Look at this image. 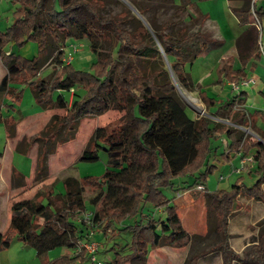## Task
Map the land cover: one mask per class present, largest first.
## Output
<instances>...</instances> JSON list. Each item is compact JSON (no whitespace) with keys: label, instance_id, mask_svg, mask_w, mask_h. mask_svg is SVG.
Here are the masks:
<instances>
[{"label":"trees","instance_id":"1","mask_svg":"<svg viewBox=\"0 0 264 264\" xmlns=\"http://www.w3.org/2000/svg\"><path fill=\"white\" fill-rule=\"evenodd\" d=\"M8 1L14 5L12 22L0 31V60L6 69L0 80V121L4 124L5 135L11 137L14 134L17 121L13 115L1 113L2 108L14 109L21 99L22 89L15 84L28 86L34 102L40 107L64 110L62 115L53 114L33 137L38 142L35 178L46 173V155L51 152L47 142L54 141L61 129L64 130L63 138L70 139L80 117L105 113L109 101L124 114L96 127L80 154L79 161L94 163L103 151L107 158L103 173L82 176L78 184L66 186L63 193L49 187L33 198L13 201L7 227L0 233V245L7 246L10 235L16 234L35 248L42 264H75L88 259L85 251L50 260L45 258L50 249L58 246L74 248L76 241L85 236L84 223L79 220L76 224L75 220L86 210L82 192L87 187L95 193L89 202L93 206L92 221L99 231L102 234L109 231L110 239L126 233L120 238L121 247L113 243V255L106 264H125L137 250L141 251L134 257L142 263L150 248L163 244L185 246L191 235L184 229L176 205L171 201L174 195L167 197L163 188L174 191L182 188L180 183H186L185 180L178 184L173 180L186 176H192L188 182L190 186L204 188L207 175L215 166L209 161L216 148L213 141L222 136L227 142V151L221 153L226 162L235 153L253 150L256 178L246 186L240 175L226 188L209 193L215 207V229L222 236L212 249L221 251L222 264H231L233 259L246 264H264V231L242 257L229 247L226 232L227 217L241 190L248 198L264 201V191L260 188L264 183V131L256 124L257 120L264 123V111L254 109L249 112L246 109L244 90L222 101L210 97L199 87L197 95L205 110L213 109L212 114L218 117L226 112L231 123L206 116L190 118L175 93L162 58L163 55L169 60L178 83L192 91L195 85L185 65L218 46V41L200 29L185 32L182 28L170 40L165 32L173 26L170 21L161 23L153 32L139 22L131 30L118 27L112 19L103 22L96 19L98 25L93 21L81 23L83 12L90 15V20L97 18V10L104 0H51L48 6L46 0ZM179 1L175 15L191 5L190 0ZM242 1L241 7L231 8L239 25L246 26L235 42L241 67L234 68L233 57H227L216 68L217 83L223 79L238 82L245 77L244 66L251 58L257 60L260 56L255 20H260L261 13L254 3L251 6V0ZM139 11L143 12L140 8ZM99 27L110 30L118 53L120 50L128 52L133 59L130 63L118 66V56L97 53L96 42L103 37V29ZM78 38H85L96 53L88 70L75 69L71 63L61 62L63 47ZM50 39L59 49L55 59L59 72L50 79L39 78L40 67L50 56ZM26 40L37 43L36 54L31 58L5 50L10 42L22 44ZM248 68L253 70L254 64L249 63ZM71 88L73 93L67 108L69 97L65 94H69ZM259 93L264 98V91ZM241 126H251L262 139L245 134ZM25 140L23 138L22 142ZM29 146L27 143V148ZM12 176L20 178L22 174L13 170ZM196 257L191 256L187 264H194Z\"/></svg>","mask_w":264,"mask_h":264},{"label":"rangeland","instance_id":"2","mask_svg":"<svg viewBox=\"0 0 264 264\" xmlns=\"http://www.w3.org/2000/svg\"><path fill=\"white\" fill-rule=\"evenodd\" d=\"M190 2L191 5L186 11L175 15L174 11L176 5L180 4L179 0H135V2L132 0H104L103 6L97 10V18L90 20V15L83 12L80 21L81 23L93 21L95 25H98L99 22H97L96 19L101 22L112 19L116 22L118 27L127 30H131L139 22L145 24L150 32L158 29L161 23L170 21L173 22V26L165 31L169 34L170 40L175 38L179 28H182L185 32L200 29L208 34H212L214 40H217L218 36L221 37L222 34L226 39H230V35L234 31V25L233 22L229 20H227V22L225 20L221 0H217V2L216 0H190ZM45 3L48 6L51 4V0H46ZM195 7H197L204 15L209 14L208 20L202 14H199ZM139 8L143 10L142 13L139 11ZM13 10L14 5L10 1L0 0V31L5 30V28L11 24ZM209 20H214L216 22L209 23ZM99 28L103 29V37H100L98 42H96L97 53H110L115 58L118 56V66H121L122 63H130L133 59L128 52L120 50L118 53V45L116 44L114 36L110 30L107 27ZM75 41L79 45V48L73 55L74 58L71 61V65L75 69L88 70L90 69L91 63L95 60L96 53L91 50L90 44L85 38H78ZM214 49L218 51V54H221L222 47H216L210 50ZM5 50L8 53L31 58L36 54L37 43L33 40H26L22 44L10 42L6 45ZM234 50L235 51L231 52L236 54L237 57L236 47ZM58 51L59 49L56 47L52 39H50V56L41 65L37 75L39 78L50 79L59 72V67L57 63H55ZM224 51H226V48ZM207 53L205 52L206 55L197 57L191 64L185 65V69L190 74L192 82L195 85V88L192 91L183 88L178 83L169 65V60L163 55L162 58L164 66L175 87V93L182 101L184 110L190 118L196 119L200 116H206L212 120L230 124L231 122L227 119L226 112H223L222 116L218 117L212 114L213 109L206 111L203 103L197 95L199 85L196 83L200 82L204 85L210 82L213 77L215 78L214 70L222 60V58L218 56L215 61H213L215 56L214 53L209 54V56H207ZM259 61L261 64H264V56H262ZM5 72L6 69L0 60V80ZM213 81H211L209 83L211 85L206 88V92L210 97L225 101L239 92L234 91L231 86H226L225 83L223 84V88L215 86L216 88L214 89L212 88ZM15 86L22 89V95L20 101L16 103L15 108L10 110V113H13V116L17 120L14 126V138L12 137L5 140L4 124L0 122V161L3 162L4 160V163H6V167L0 171V233L6 227L7 212L9 206L14 200L33 198L39 191L49 187H52L55 192H63L66 186L78 184L79 179L82 176H100L107 166L105 153L100 151L99 160L94 163L79 161L80 154L96 127H99L106 122H110L124 114L123 110L116 108L113 101H109V108L105 113L99 116L80 117L77 120L76 128L70 139L63 138L64 130L61 129L59 135L54 141L47 142V148L51 149V152L46 155L45 174L40 175L38 178H35L34 174L31 178L24 174L20 178H14L12 173H8L10 172L9 169L11 164H13L20 172L25 173L31 166L30 161L32 156L33 158L35 156L33 168V171H35L38 142L34 141L33 137L46 125L53 114L62 115L64 113V110L61 108H44L45 117L41 114L33 117L34 113L40 106L34 104L30 88L21 84H15ZM78 92L81 93L80 91ZM69 94H65V96L69 97ZM4 101L8 100L4 99ZM6 113V109L2 110V115H5ZM26 115L32 116L25 117ZM257 125L262 131H264V123L259 121L257 122ZM241 130L247 135L262 139L251 126H241ZM65 133H67V131H65ZM21 136L26 140L20 142L19 137ZM60 138H63V140L60 141ZM27 143L30 144L28 155L21 152H15L12 156L6 155L9 153L10 147L18 150L20 147H26ZM213 145L216 148L209 156V161L215 166L212 172L207 175L205 181L208 190H215L218 184L229 186L234 179L240 175L243 177L244 184L246 186L250 185L254 180V176H256V167L254 166L255 163L252 157L253 150L243 153L226 162L221 155V153L227 151V142L225 138L222 136L218 137V139L213 141ZM229 155L232 154L230 153ZM241 163L243 166V169L239 172L241 174L231 175V168L239 167ZM220 176H223V178L219 179ZM181 180H185L186 183H180ZM191 180L192 176L175 178L173 181L177 184L180 183L183 187L176 189L180 193L179 197L171 199L176 205L180 218L186 220L184 226L191 235V240L188 242L190 251L184 252L186 253L184 259L182 258V252L177 251L178 253L175 254L174 252L171 257L169 255L163 256L164 261L167 264H187L188 259L191 256L196 255L197 257L194 264H199V262L200 264H222L221 251H213L219 249H212L221 241L222 236L221 233L215 229V207L210 202V192L204 191L203 189H197L195 187L197 185L190 186L188 182ZM260 188L264 191V183L260 185ZM163 192L170 198L175 195L176 191L166 187L163 188ZM94 195L95 193L87 187L83 190L82 198L86 211H92L93 206L89 201ZM235 201L236 205L232 208L230 215L227 217V242L229 237L232 242L236 241V246L240 245L242 241L244 244L241 249L236 248L234 243L232 248L228 243L233 252L239 257H242L244 251L248 250L254 240L257 239L258 235L264 231V201L248 198L243 190L238 194ZM158 209H160V207H158L157 210ZM80 217L75 220L76 224L81 220ZM189 220H191V222ZM94 224L95 223H93L91 227L93 233L90 240L97 244L94 253L95 260H90L89 256L88 259L75 264H106L112 258L114 249L112 250L111 247L113 246V243H115L117 247H121L122 245L120 238H124L126 233L117 236L116 239H110L109 231L102 234L101 231H99V228ZM229 231L231 234H229ZM195 232L199 234H194ZM202 242H204V245H202ZM74 252L75 250L72 247L58 246L50 249L45 258L50 260L63 255H73ZM217 253L220 255L218 256L219 260H211L217 255ZM155 259H157L156 256L154 258H148L145 260L144 264H153ZM0 264H42V260L37 256L36 250L32 245L24 243L16 234H11L8 245L5 247L0 245ZM231 264L246 263L233 259L231 260Z\"/></svg>","mask_w":264,"mask_h":264},{"label":"crops","instance_id":"3","mask_svg":"<svg viewBox=\"0 0 264 264\" xmlns=\"http://www.w3.org/2000/svg\"><path fill=\"white\" fill-rule=\"evenodd\" d=\"M222 2V4H223V8H222V10H223V13H224V17H225V20L227 21V20H229V21H231V22H233V25H234V31H233V33H231V35H230V39L228 40V39H226L225 38V36H223V34L221 35V37H219L218 36V38H217V40H218V46H215V48L217 47V48H220V47H222V49H221V54H218V51H216L215 49L214 50H210V51H208V55L207 56H209V54H213L214 53V60L213 61H215V59H216V57H218V56H220L221 58H222V60H221V62H220V64L222 63V61L224 60V59H226L227 57H233V59H234V62H233V67L234 68H239V67H241V63H240V61H239V59H238V55H237V57H236V54H234V53H232L231 51H235L234 49H235V47H236V45H235V42H236V39H237V37L239 36V34L244 30V28L246 27L245 25H243V26H241V25H239V23H238V21H237V18L235 17V15L233 14V12L231 11V8H239V7H241V5H242V3H243V1L242 0H221ZM216 2H217V0H216ZM255 4V8L257 9V10H259V12L261 13V17H260V20H257V22H258V24H259V36H258V40H260V43H261V49H260V56H259V59H257V60H254V59H250V62H248L245 66H244V69H245V71H246V74H245V77H252L253 79H254V82L252 83V84H250V85H248L247 87H244V88H241L240 89V91L241 90H244L245 92H246V94H245V96H246V104H245V107H246V109L249 111V112H251V111H253L254 109H258V110H262V111H264V98H262L261 97V95H260V93H259V91H264V64H261L260 63V58L262 57V56H264V0H251V6H252V4ZM196 8V10H197V12H200L207 20H208V15L209 14H206V15H204L201 11H199L198 10V8L197 7H195ZM207 13H209V12H207ZM251 13L254 15V13H253V11L251 10ZM255 16V15H254ZM210 22H216V21H214V20H209V23ZM228 22V21H227ZM205 32V31H204ZM211 37H213V35L212 34H209ZM225 48H226V51H224L225 50ZM212 49V48H211ZM224 49V50H223ZM212 51V52H211ZM223 51V52H222ZM227 53V54H226ZM238 54V53H237ZM203 55H206L205 53L203 54ZM253 63L254 64V69L253 70H251V69H249L248 68V65H249V63ZM220 64H218L217 66H216V68L220 65ZM238 64V65H237ZM216 68H215V70H214V72H215V78L213 79H211V81H213L214 83L212 84V88H216L215 86H220V87H222L223 88V84L225 83V85L227 86H230V82H228V81H226L225 79H223L222 80V82L221 83H217L216 81H217V74H216ZM210 81V82H211ZM210 82H208V83H206V84H201L200 82H197L196 84H198L199 85V87H201L202 89H204L205 91H207L206 90V88H207V86H209V85H211V84H209ZM55 93H57V91L55 92ZM64 93V92H63ZM207 93V92H206ZM65 94V93H64ZM67 94V93H66ZM208 94V93H207ZM33 102H34V100H33ZM34 104H36L35 102H34ZM2 110H5L4 108H2L1 109V113H2ZM7 111V113L5 114V115H7V114H11V115H13V113H10V110H6ZM38 114H41L42 116H44L45 117V113H44V108H42V107H39L38 109H37V111L34 113V115H33V117L35 116V115H38ZM4 116V115H3ZM32 115H30V116H25V117H31ZM14 117V116H13ZM15 118V117H14ZM47 119V118H46ZM260 120H257V122H259ZM0 122H2V121H0ZM257 122H256V124H257ZM261 122V121H260ZM3 123V122H2ZM262 123V122H261ZM258 126V125H257ZM4 130H5V128H4ZM14 138V134L11 136V137H7L6 135H5V140H7V139H10V138ZM22 137V136H21ZM19 137L20 138V142H22V139L24 138V137ZM22 144V143H21ZM30 147V146H29ZM28 147V148H29ZM27 148V146L26 147H24V148H18V150H15L14 148L12 149L11 147H10V150H9V153H7L6 155L7 156H9V155H14V153L15 152H21V153H23V154H26V155H28V149ZM27 149V150H26ZM25 150H26V152H25ZM241 154L240 153H235V155H234V157H237V156H240ZM7 156H6V159H7ZM32 156V155H31ZM233 157V158H234ZM6 159H5V162H6ZM11 159H12V157H11ZM34 160H35V156H34V158H33V156H32V159H31V161H30V164H31V166H30V168L28 169V171L27 172H25V173H22V172H20L18 169H16L15 167H14V165L13 164H11V167H10V172H8L9 174H11L12 173V171L14 170L15 172H20L22 175L24 174L25 176L27 175L28 177H32L33 176V168H34ZM240 162H241V160H240ZM255 166V165H254ZM4 167H6V163H4V160H3V162L2 161H0V171H2V169L4 168ZM231 170H232V168H231ZM235 174H241V173H235V172H232L231 173V175H235ZM256 178V176H254V178L253 179H255ZM224 180V179H223ZM222 180V181H223ZM254 181V180H253ZM252 181V182H253ZM262 185V184H261ZM65 187V186H64ZM227 187V185H219L218 184V186H217V188L216 189H224V188H226ZM203 190L204 191H207V192H211L210 190H208V188H207V186H206V184L204 185V188H203ZM55 192V191H54ZM64 192V191H63ZM63 192H58V193H63ZM176 192H178L177 190H176ZM184 193V192H183ZM17 200V199H16ZM15 201V200H14ZM11 206V205H10ZM10 206H9V209H10ZM235 207V206H234ZM9 209H8V212H7V224H8V218H9ZM181 219V218H180ZM185 221L186 220H182L181 219V223H182V225H183V227H184V229L187 231V229L185 228ZM190 222H191V220H189ZM7 224H6V227H7ZM6 227H5V229H6ZM4 229V230H5ZM4 230L1 232V233H3L4 232ZM188 232V231H187ZM189 233V232H188ZM194 234H199V233H197V232H195ZM229 234H231L230 233V231H229ZM190 235V234H189ZM203 235V234H202ZM191 240V239H190ZM190 240H189V242H190ZM236 242V241H235ZM235 242H232V240H231V238L229 237V240H228V243H229V245L233 248V243H234V245L236 246V243ZM243 242L241 241V243H240V245H237L236 246V248H238V249H241L242 248V246H243ZM202 245H204V242H202ZM190 246H189V244L187 243L185 246H183V247H180V248H172V247H170V246H168V245H160V246H157V247H155V248H150V249H148V252L146 253V255H145V257H144V260L142 261V263H140L139 262V260L137 259V258H135L134 256H136V255H138L139 253H140V251L141 250H137V252L134 254V256L133 257H131V258H128L126 261H125V264H144V262H145V260H147L148 258H154L155 256L157 257V259H155V262L153 263V264H167L165 261H164V258H163V256H173V254H174V252H175V254L176 253H178V252H182V258L184 259V257L186 256V253H184V252H187V251H190V248H189ZM163 251V252H162ZM178 251V252H177ZM213 251H220V250H213ZM160 252H162V253H160ZM218 256H220L219 255V253H217V255L216 256H214V258L213 259H211V260H214V261H216V260H219L218 258ZM210 260V261H211ZM208 261V260H207ZM199 264H200V262H199Z\"/></svg>","mask_w":264,"mask_h":264},{"label":"built area","instance_id":"4","mask_svg":"<svg viewBox=\"0 0 264 264\" xmlns=\"http://www.w3.org/2000/svg\"><path fill=\"white\" fill-rule=\"evenodd\" d=\"M255 25L259 30V24L257 22V20H255ZM258 45L261 49V43L260 40H258ZM79 48V45L77 44L76 41L71 40L69 42L66 43V45L63 47L62 51V56H61V62L63 64H69L71 63V61L74 58V54L77 52ZM254 82V79L252 77H243L241 80H239L238 82H230V86L234 91H240L241 88L247 87L248 85L252 84ZM70 94H69V98H68V105L67 108L70 107V103H71V98H72V92L73 89L71 88L69 90ZM243 169L242 163L240 164L239 167H234L232 168V172L235 173H239L241 172V170ZM223 176H220L219 179H222ZM197 189H203L201 185H197L195 186ZM180 193L179 192H175L174 197H179ZM158 212H160V209L157 210ZM93 211H84L81 214V221L84 223L85 225V236L83 238H80L76 241L75 245H74V250L75 251H80V250H84L89 256H90V260H95V250L97 248V244L90 240V237L93 233V231H91V227L93 225ZM90 229V230H89Z\"/></svg>","mask_w":264,"mask_h":264},{"label":"water","instance_id":"5","mask_svg":"<svg viewBox=\"0 0 264 264\" xmlns=\"http://www.w3.org/2000/svg\"><path fill=\"white\" fill-rule=\"evenodd\" d=\"M159 49H160V51H162L161 48H159Z\"/></svg>","mask_w":264,"mask_h":264},{"label":"bare ground","instance_id":"6","mask_svg":"<svg viewBox=\"0 0 264 264\" xmlns=\"http://www.w3.org/2000/svg\"><path fill=\"white\" fill-rule=\"evenodd\" d=\"M140 16V15H139ZM141 18V17H140Z\"/></svg>","mask_w":264,"mask_h":264}]
</instances>
